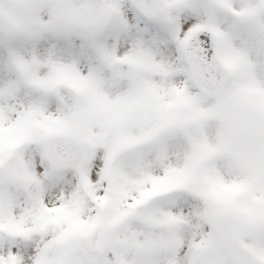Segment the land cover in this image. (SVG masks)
<instances>
[{"label": "snow or ice", "instance_id": "1", "mask_svg": "<svg viewBox=\"0 0 264 264\" xmlns=\"http://www.w3.org/2000/svg\"><path fill=\"white\" fill-rule=\"evenodd\" d=\"M0 264H264V0H0Z\"/></svg>", "mask_w": 264, "mask_h": 264}]
</instances>
